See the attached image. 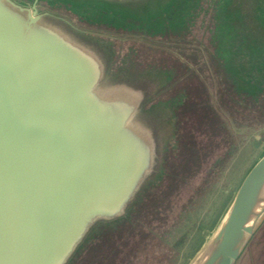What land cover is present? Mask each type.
Wrapping results in <instances>:
<instances>
[{"label": "water", "instance_id": "water-1", "mask_svg": "<svg viewBox=\"0 0 264 264\" xmlns=\"http://www.w3.org/2000/svg\"><path fill=\"white\" fill-rule=\"evenodd\" d=\"M189 1L75 0L87 8L79 13L69 0H0V264H72L94 233L129 217L141 201L160 172L162 135L160 121L150 117L159 107L147 106L152 92L131 78L154 66L141 70L133 54L116 64L117 42L89 24L127 27L138 20L156 30L166 19H179L183 26L199 0ZM232 2L224 6L229 10ZM236 4L246 7L238 16L244 24L253 18L251 0ZM106 5H120L130 15L107 19ZM80 31L113 47L109 63L74 34ZM236 33L247 42L237 45L260 48L264 42L257 30L253 40ZM241 47L231 51L235 66L246 56ZM166 65L170 73L179 66ZM263 225L264 153L188 264H237ZM255 264H264V257Z\"/></svg>", "mask_w": 264, "mask_h": 264}, {"label": "rangeland", "instance_id": "rangeland-1", "mask_svg": "<svg viewBox=\"0 0 264 264\" xmlns=\"http://www.w3.org/2000/svg\"><path fill=\"white\" fill-rule=\"evenodd\" d=\"M74 1L69 0L74 9L84 13L86 5ZM226 1L218 5L217 0H199L196 9L190 7L183 26L182 20L166 19L156 30L138 20L125 27L122 22L115 26L91 17L94 21L89 26L94 31L117 42L116 64L128 62L132 54L137 57L134 63L142 64L141 70L153 64L146 75L131 79L148 94L152 92L147 106L159 107L150 117L153 123L160 121L163 156L160 172L129 217L94 233L72 264H188L247 170L264 153V42L260 48L256 43L251 48L236 44L244 40L239 41L236 32L252 40L255 30L264 33V14L257 12L251 0L253 18L244 24L238 16L246 7L238 9L241 4L234 0L228 10ZM260 3L263 8L264 0ZM106 8L107 19L130 15L120 5ZM74 34L109 63L113 47L108 42L93 39L89 32ZM241 45L246 56L235 66L230 62L231 51ZM252 54L256 57L250 58ZM172 64L179 65L177 71L173 67L170 73L163 67ZM234 69L241 73H233ZM246 70L252 72L250 77L244 76ZM237 75L240 78H234ZM263 257L264 225L237 264H255Z\"/></svg>", "mask_w": 264, "mask_h": 264}]
</instances>
